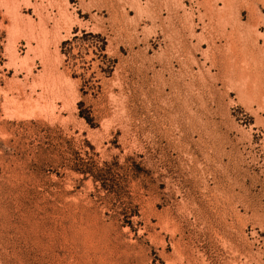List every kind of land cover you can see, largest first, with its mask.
Instances as JSON below:
<instances>
[{
    "label": "rangeland",
    "instance_id": "1",
    "mask_svg": "<svg viewBox=\"0 0 264 264\" xmlns=\"http://www.w3.org/2000/svg\"><path fill=\"white\" fill-rule=\"evenodd\" d=\"M0 264H264V0H0Z\"/></svg>",
    "mask_w": 264,
    "mask_h": 264
}]
</instances>
